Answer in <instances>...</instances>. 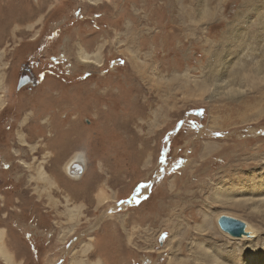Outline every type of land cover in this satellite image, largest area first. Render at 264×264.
<instances>
[{
    "label": "rangeland",
    "instance_id": "rangeland-1",
    "mask_svg": "<svg viewBox=\"0 0 264 264\" xmlns=\"http://www.w3.org/2000/svg\"><path fill=\"white\" fill-rule=\"evenodd\" d=\"M95 52L102 66L79 62ZM53 55L56 73L18 88ZM263 63L264 0H0V231L15 264L264 253ZM222 215L256 236L225 234Z\"/></svg>",
    "mask_w": 264,
    "mask_h": 264
},
{
    "label": "bare ground",
    "instance_id": "bare-ground-1",
    "mask_svg": "<svg viewBox=\"0 0 264 264\" xmlns=\"http://www.w3.org/2000/svg\"><path fill=\"white\" fill-rule=\"evenodd\" d=\"M93 2V1H92ZM96 4V3H95ZM78 60H79V62H81L82 64H84V65H96V66H102V59H101V56H100V53L99 52H95V53H92V54H85V53H81L80 55H79V57H78ZM260 64V63H259ZM264 64V63H263ZM262 65V64H261ZM262 66H264V65H262ZM261 67V66H260ZM262 68V67H261ZM256 72L257 71H260V69L258 70V68L255 70ZM261 72V71H260ZM234 76V75H233ZM229 77V76H228ZM226 79V78H225ZM238 80L240 79V78H237ZM235 78L233 77L232 78V76L231 77H229V79H227V80H223V83H225L224 85L225 86H231V84H233L234 82H235ZM237 81V80H236ZM235 85V84H234ZM224 88V87H223ZM225 89V88H224ZM236 91H237V89H235ZM238 92H241V91H238ZM237 92V93H238ZM0 108H1V104H0ZM73 163H79L80 165H82L83 167H84V170H85V159H84V157H83V155L82 154H80V153H78L77 155H75L70 161H69V163L66 165V170H67V172H68V174H70L71 176H73V178H78V177H80V176H82V174H72L70 171H69V168H70V166L73 164ZM189 163V162H188ZM192 163V162H191ZM185 166H188V165H185ZM84 172V171H83ZM257 173V172H256ZM38 174H39V176H41L42 178H44L45 179V183L47 184L46 186L49 188V189H51V187L52 186H55V182H54V180H53V178L52 177H49L47 174H46V172H45V170H44V168L42 167V166H40L39 168H38ZM69 175V176H70ZM263 182V181H262ZM257 183V182H256ZM264 183V182H263ZM262 183V184H263ZM260 184V183H259ZM261 185V184H260ZM264 187V185L262 186V188L261 189H264L263 188ZM257 188V187H256ZM256 188H254V189H256ZM253 189V188H252ZM258 190V189H257ZM258 193H260L259 191H257ZM254 194H256V193H254ZM109 210V209H108ZM109 211H111V209L109 210ZM108 212V211H107ZM106 212V213H107ZM105 213V214H106ZM205 216V215H204ZM227 216V215H226ZM103 217H104V214H102L100 217H99V219L97 220V225H96V223L90 228V231H92V230H94L95 228H97V226L99 225V223H100V221L103 219ZM232 217V216H231ZM203 218V225L204 226H206V224L207 223H205L206 221V217H202ZM165 222H167V226H169V228H168V232L170 233V237L167 239V247H169L170 246V244L173 242V240H174V235H175V233L176 232H174V230L175 231H177L176 229H175V224H168V222L169 221H165ZM171 222V221H170ZM207 222H208V220H207ZM164 223V222H163ZM166 224V223H165ZM218 225H219V223H218ZM219 227H220V225H219ZM162 229V228H161ZM220 229L225 233V234H228V235H230L231 237L233 236V235H231L229 232H227V231H225V230H223L221 227H220ZM160 230V229H159ZM246 233L247 234H243L242 236H236V237H239V238H237L238 240H249L250 238L252 239V237H255L256 236V233H257V230H255L251 225H249V224H246ZM249 233V234H248ZM3 237H4V235H3V232L2 231H0V256H1V259L4 261V263L5 264H15V262H14V260H13V258H12V256L8 253V251L6 250V248H5V244H4V240H3ZM233 238H235V236L233 237ZM182 240V239H181ZM181 240H179L180 241V244L178 245V243L176 244V245H174V248H172V249H175V246H177V248L174 250V253L175 252H178V251H180V250H182V247H181ZM91 245V244H90ZM88 243L86 244V247L84 248L85 250H84V256H85V254H87L88 253V250L90 249V246ZM248 246V245H247ZM246 247V246H245ZM245 247H244V249H245ZM87 248V249H86ZM171 248V247H170ZM245 250H247L246 251V254H247V256H246V261L247 262H249L248 264H264V253H262L259 249H252L251 250V248H250V250H248V248H246ZM198 253V255H202V253H203V251L202 250H200L199 252H197ZM74 255V251L72 252V254H71V256H73ZM71 258V257H70ZM72 259V258H71ZM208 259H209V257H208ZM153 262V261H152ZM83 263H85L84 261H80V260H77L76 261V259L75 258H73L71 261H70V263L69 264H83ZM89 264H91V263H89ZM92 264H97L96 262L95 263H93L92 262ZM151 264H155V263H151Z\"/></svg>",
    "mask_w": 264,
    "mask_h": 264
},
{
    "label": "flooded vegetation",
    "instance_id": "flooded-vegetation-1",
    "mask_svg": "<svg viewBox=\"0 0 264 264\" xmlns=\"http://www.w3.org/2000/svg\"><path fill=\"white\" fill-rule=\"evenodd\" d=\"M33 61L35 60H32L31 62ZM49 62L50 63L48 64V66L42 68V70L36 73V76L33 74V70L30 66H26L25 68H23V71L18 79V88L27 86L33 90L35 87H38L47 79L48 74L56 73L55 69H57L58 65L60 64L59 60L55 55H53Z\"/></svg>",
    "mask_w": 264,
    "mask_h": 264
},
{
    "label": "water",
    "instance_id": "water-1",
    "mask_svg": "<svg viewBox=\"0 0 264 264\" xmlns=\"http://www.w3.org/2000/svg\"><path fill=\"white\" fill-rule=\"evenodd\" d=\"M69 171L72 174H82L84 171V167L79 163H73L70 166ZM218 223L223 230L229 232L233 236H242L243 234H247L246 223L241 221L240 219L222 215L218 218Z\"/></svg>",
    "mask_w": 264,
    "mask_h": 264
}]
</instances>
